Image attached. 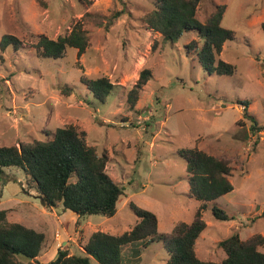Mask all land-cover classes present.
<instances>
[{
	"label": "rangeland",
	"instance_id": "1",
	"mask_svg": "<svg viewBox=\"0 0 264 264\" xmlns=\"http://www.w3.org/2000/svg\"><path fill=\"white\" fill-rule=\"evenodd\" d=\"M155 2L0 0V43L7 35L20 41L5 52L0 46V146L45 141L48 133L74 126L99 155H107V174L125 188L115 216L79 218L62 206L47 208L23 170L6 168L0 211H8V223L45 235L41 262L59 250L84 256L97 231L124 234L139 221L130 203L157 216L159 233L192 223L202 203L191 195L186 161L179 154L183 149L227 161L235 188L202 212L207 228L197 241L199 258L224 261L219 243L234 234L244 241L264 237V0H201L198 5L196 18L202 23L225 6L222 25L235 39L224 45L220 59L236 66L231 76L204 71L189 50L194 41L201 46L198 32L172 43L149 28L144 17ZM77 24L89 33L84 54L69 48L54 60L34 48L40 36L55 40ZM144 70L151 78L131 107L128 97ZM98 78L114 85L105 101L83 83ZM243 101L250 103L248 113L259 129L253 131V120L245 117ZM215 205L230 220L216 219ZM139 250L137 264H166L170 256L162 241ZM92 264L99 263L92 259Z\"/></svg>",
	"mask_w": 264,
	"mask_h": 264
},
{
	"label": "trees",
	"instance_id": "2",
	"mask_svg": "<svg viewBox=\"0 0 264 264\" xmlns=\"http://www.w3.org/2000/svg\"><path fill=\"white\" fill-rule=\"evenodd\" d=\"M201 0H156L154 10L144 17L149 28L163 35L172 43L178 41L186 32H198L201 46L194 41L189 45L209 74L234 75L236 66L220 59L224 45L235 39L232 30L222 25L225 6H218L206 23L196 18ZM116 13L114 17L120 16ZM264 29V25H263ZM89 33L82 24H77L72 32L53 40L40 36L34 48L43 58L54 60L65 56L69 48L77 49L79 55L89 47ZM5 52L10 46L18 48L20 41L14 36H4L0 43ZM192 47V48H191ZM151 78V71L144 70L135 89L128 97V103L134 107L138 93ZM95 98L105 101L114 85L108 78L83 80ZM70 93V88L63 89ZM245 117L253 120V131L259 129L256 120L248 113L250 103L241 102ZM179 154L186 161L187 173L192 197L202 203L192 223H179L171 233H159L157 216L130 203V207L139 221L130 230L120 236L101 231L93 233L84 246V256L70 255L68 250H59L57 257L43 263L39 260L45 235L18 223H8V211H0V264H137L139 247H149L162 241L169 247V259L166 264H264V237L255 235L246 241L239 234L221 241L219 247L227 258L221 263L207 262L199 258L196 244L207 228L202 212L208 203L234 191L230 180L231 167L225 160L218 159L206 152L183 149ZM108 157L99 155L89 146L86 139L74 126L58 128L48 133L45 141L35 140L17 146H0V178L6 168H19L30 178L39 193L42 203L50 209L62 206L82 218L87 215L113 217L117 213V204L125 194V188L115 183L107 174ZM2 196L0 195V200ZM216 219L230 220L227 213L217 205L213 207ZM129 248L132 253L126 252Z\"/></svg>",
	"mask_w": 264,
	"mask_h": 264
},
{
	"label": "crops",
	"instance_id": "3",
	"mask_svg": "<svg viewBox=\"0 0 264 264\" xmlns=\"http://www.w3.org/2000/svg\"><path fill=\"white\" fill-rule=\"evenodd\" d=\"M229 194H230V193H229ZM87 225H88V224H87ZM84 227H85V226H84ZM84 234H85V232H84ZM50 245H51V244H50ZM50 245H49V246L47 245V250L51 248V251H50V252H51V254H53V253H54V249H53L52 247H50ZM196 246H197V244H196ZM57 252H58V251H56V252L53 254L52 257L50 256V258L46 259L47 261H44L43 263H48V262L54 260L55 255L57 254ZM196 252H197V248H196ZM45 255H46V254H45ZM197 255H198V253H197ZM39 259H41V255L39 256Z\"/></svg>",
	"mask_w": 264,
	"mask_h": 264
}]
</instances>
